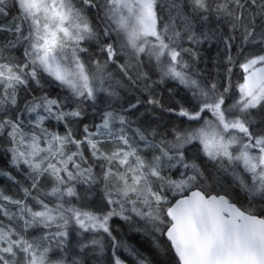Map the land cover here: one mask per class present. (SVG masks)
<instances>
[{
    "label": "snow or ice",
    "instance_id": "1",
    "mask_svg": "<svg viewBox=\"0 0 264 264\" xmlns=\"http://www.w3.org/2000/svg\"><path fill=\"white\" fill-rule=\"evenodd\" d=\"M0 179V264H264V0H0Z\"/></svg>",
    "mask_w": 264,
    "mask_h": 264
},
{
    "label": "trees",
    "instance_id": "2",
    "mask_svg": "<svg viewBox=\"0 0 264 264\" xmlns=\"http://www.w3.org/2000/svg\"><path fill=\"white\" fill-rule=\"evenodd\" d=\"M3 183V180L2 179H0V184H2ZM115 226V225H114ZM125 231H126V229H125ZM141 238L140 237H135V239H133V240H131L130 242H132V243H136V241H138V240H140ZM145 246H147V245H145ZM143 250V249H142Z\"/></svg>",
    "mask_w": 264,
    "mask_h": 264
}]
</instances>
